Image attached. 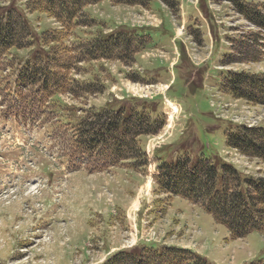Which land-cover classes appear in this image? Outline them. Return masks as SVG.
I'll return each mask as SVG.
<instances>
[{
	"label": "rangeland",
	"instance_id": "374dc122",
	"mask_svg": "<svg viewBox=\"0 0 264 264\" xmlns=\"http://www.w3.org/2000/svg\"><path fill=\"white\" fill-rule=\"evenodd\" d=\"M27 1L0 0V13L18 7L35 33L30 47L0 55V264H101L118 251L133 249L134 243L186 246L214 264L264 258V234L232 238L202 206L162 191L154 175L151 183L147 179L150 169L157 172L158 150L171 156L180 147L179 153L208 158L224 151L248 176L264 177L263 158L225 141L226 132L237 126L225 118L264 126V104L229 95L223 119L212 105L220 101L219 84L227 72H264V29L238 13L231 0H178L177 14L160 0L147 7L112 0L103 6L102 0L85 7L88 17L102 25L70 29L45 13L28 12ZM243 1L264 14V0ZM172 27L178 32L173 40ZM121 28L151 29L146 32L152 40L144 34L148 45L128 60H79L80 42ZM257 35L263 44L254 48L262 53L251 60V47L244 48ZM42 51L57 71L52 78L65 87L55 97L51 84L42 86L37 73L27 74L35 80L31 83L19 78L26 62L43 63ZM227 53L234 62L222 63ZM87 82L103 85L100 90L82 88ZM131 98L135 108L164 124L139 137L141 162L125 160L94 170L95 156L78 153L76 126L60 119L57 103L90 121ZM166 98L180 105L171 119L164 115L171 110ZM153 147L154 154L149 152Z\"/></svg>",
	"mask_w": 264,
	"mask_h": 264
},
{
	"label": "trees",
	"instance_id": "16d2710c",
	"mask_svg": "<svg viewBox=\"0 0 264 264\" xmlns=\"http://www.w3.org/2000/svg\"><path fill=\"white\" fill-rule=\"evenodd\" d=\"M102 0H29L28 12L45 13L62 23L65 28L88 25H102L89 18L85 7ZM115 4L142 5L147 7L151 0H112ZM176 14L179 13L178 0H161ZM235 9L259 28L264 29V14L262 9L253 6L251 2L231 0ZM255 5V4H254ZM18 7L0 13V55H6L12 48L30 47L35 40V33ZM44 39V38H43ZM56 39V38H55ZM140 35L137 29L121 28L111 33L102 32L80 42L76 49L79 60H99L101 58H119L128 60L135 51L145 47L149 41ZM53 41V40H52ZM252 44L244 49H250L251 60H256L262 51L254 46L263 44L255 36ZM259 42V43H258ZM148 45V44H147ZM240 50V49H239ZM43 63L26 62L19 73L22 81H35L28 77L40 76L41 85L51 84L55 97L64 91L65 87L52 76L57 71L49 60L46 52L41 53ZM132 58V57H131ZM232 53L226 55L222 63L234 62ZM40 70H36V67ZM35 67V69H34ZM51 77V79L49 78ZM96 82H98L96 80ZM96 82L82 85L84 89L102 88V83ZM68 84L67 81L64 85ZM221 91L235 98H242L251 103L264 104V72L251 73L246 71H229L221 82ZM259 93V94H257ZM59 100V99H57ZM60 101V100H59ZM135 99L103 109L96 120L86 121V117H76L75 109L66 110V104H58L60 119L74 123L77 132L73 137L77 146H82L79 154L95 156L94 170H102L125 160L143 159L140 149V136L157 132L164 124L160 118L139 111L133 106ZM95 116V115H94ZM95 119V118H94ZM228 147H234L251 156L264 159V127L234 126L225 134ZM125 146V150L121 147ZM80 148V147H79ZM177 150H173L171 155ZM159 158L166 159L168 152L157 151ZM140 165V164H139ZM96 166V167H95ZM91 167V168H93ZM156 184L169 195H180L199 204L210 213L217 223L225 225L232 238L244 237L252 232L264 234V177H251L243 174L234 166L224 162L219 156L208 158L203 155H182L163 160L158 166L155 176ZM101 264H214L187 248L178 246H161L159 248L135 247L131 250L118 251L109 256ZM250 264H264V258Z\"/></svg>",
	"mask_w": 264,
	"mask_h": 264
},
{
	"label": "crops",
	"instance_id": "0c3cea01",
	"mask_svg": "<svg viewBox=\"0 0 264 264\" xmlns=\"http://www.w3.org/2000/svg\"><path fill=\"white\" fill-rule=\"evenodd\" d=\"M107 0H104V2H103V6L104 5H107ZM182 13H183V15H182V21L181 22H185L188 18H187V14H186V10H185V6L183 5V11H182ZM204 28H205V35L207 34H210V27H209V25L206 23V19H204ZM156 28H157V26H156ZM185 28V23L183 24V28L182 29H184ZM181 30V29H180ZM172 31H173V35L172 36H174L173 38H172V40L175 38V37H177L178 36V32H176L177 30L175 29V28H173L172 27ZM174 43V42H173ZM221 94V97H222V99H225V100H229L230 99V96L229 95H226V94H223V93H220ZM228 96V97H227ZM184 247H186V246H184Z\"/></svg>",
	"mask_w": 264,
	"mask_h": 264
}]
</instances>
